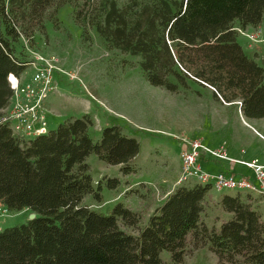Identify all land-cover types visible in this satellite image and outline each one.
I'll return each mask as SVG.
<instances>
[{
  "label": "trees",
  "instance_id": "1",
  "mask_svg": "<svg viewBox=\"0 0 264 264\" xmlns=\"http://www.w3.org/2000/svg\"><path fill=\"white\" fill-rule=\"evenodd\" d=\"M65 4L84 33L92 28L109 48L139 56L152 85L178 92L195 82L219 102H238L243 117H264V69L236 30L261 24L264 0H0V110L13 93L8 74L29 66L14 44L44 33L45 21ZM92 124L84 114L28 139L0 124V202L36 214L0 231V264H186L188 243L208 245L219 264H264V219L250 193L215 197L207 184H179L138 235L120 223L136 227L142 211L117 203L105 215L82 204L88 194L102 200L101 182L94 187L85 162L89 154L127 174L140 151L118 125L103 127L94 141ZM118 183L106 179L109 188ZM209 199L230 214L219 226L204 221Z\"/></svg>",
  "mask_w": 264,
  "mask_h": 264
},
{
  "label": "rangeland",
  "instance_id": "2",
  "mask_svg": "<svg viewBox=\"0 0 264 264\" xmlns=\"http://www.w3.org/2000/svg\"><path fill=\"white\" fill-rule=\"evenodd\" d=\"M237 41L253 58L254 48L259 50L260 57L255 61L264 69V43L250 45L248 39L241 35L237 36ZM14 48L16 55L23 60H31L36 55L54 56L58 60V69L52 77L53 88L45 99L49 110L46 114L48 131L55 130L68 119L89 114L93 123L89 131L94 141L100 139L103 127L118 125L124 134L140 143L131 173H122L94 153L85 158L94 187L98 181L101 182L102 200L88 194L83 197L82 204L105 215L117 203L142 211L145 220L136 227L120 223L127 232L138 235L147 218L178 186H175L180 179L177 162L184 139H199L211 148L223 147L230 157L238 161L256 158L264 162V117H243L238 112V102H219L211 95V88L195 82H188L189 87L186 88L179 87L178 92L152 85L142 72L139 56L109 48L92 28H87V33H84L70 4L60 6L55 17L45 21L44 33L35 32L33 37H21ZM33 72V67L27 66L21 74L22 80L29 81ZM236 112L239 115L233 117ZM228 115L232 119L228 120ZM220 124L223 127L209 130V127L215 128ZM201 165L204 169L216 170L214 163L202 160ZM233 172L253 176L251 169L240 162L235 163ZM107 178H117L119 183L115 188H109ZM227 192L235 194L237 191ZM251 195L253 206L258 210L259 206H264L262 196ZM2 208L0 206V211ZM31 214L26 210L8 209L0 219V231L26 223ZM229 217L230 214L215 200L207 201L204 221L209 227L219 226L222 219ZM162 255L167 256L165 253ZM184 262L219 264L208 245L194 248L191 243L187 245Z\"/></svg>",
  "mask_w": 264,
  "mask_h": 264
},
{
  "label": "built area",
  "instance_id": "3",
  "mask_svg": "<svg viewBox=\"0 0 264 264\" xmlns=\"http://www.w3.org/2000/svg\"><path fill=\"white\" fill-rule=\"evenodd\" d=\"M236 30L248 38L249 44L264 41L255 30L251 32L241 28ZM57 63L58 60L54 56L36 55L27 62L34 69L29 81H23L21 75L8 74L7 80L13 93L8 104L0 110V124L8 126L15 136L28 139L48 132L45 99L49 90L53 88L52 77L53 72L58 69ZM204 157L229 162L231 165L240 162L251 169L253 176L234 173L231 167L215 171L204 169L201 165ZM189 180L209 185L215 195L223 191L236 190L242 193H255L264 198V162L256 158L251 161H238L230 157L223 147L211 148L199 139H184L180 152L178 184ZM6 212L8 209L3 206L0 219Z\"/></svg>",
  "mask_w": 264,
  "mask_h": 264
},
{
  "label": "crops",
  "instance_id": "4",
  "mask_svg": "<svg viewBox=\"0 0 264 264\" xmlns=\"http://www.w3.org/2000/svg\"><path fill=\"white\" fill-rule=\"evenodd\" d=\"M263 21H264V19L262 20V22H261V24L257 27V28H253V27H250V26H247V27H245L243 30H245L246 32H251V31H257L258 32V34H259V38L260 39H264V25H263ZM236 26L238 27V24H236ZM238 35H241V34H238ZM241 36H244V35H241ZM244 37H246V36H244ZM247 38V37H246ZM248 39V38H247ZM249 41V40H248ZM253 43H264V41H257V42H253ZM250 45H252V44H250ZM249 45V46H250ZM254 54H256L257 55V57H256V59H258V57H260V53H259V50L257 49V48H254ZM210 88V87H209ZM211 95H212V89H211ZM213 96V95H212ZM214 98V97H213ZM218 101V100H217ZM45 107H46V110H47V113L49 112V110H48V108H47V106H46V104H45ZM238 112H240L241 113V111H240V109H238ZM234 115H233V117H235V116H237V115H239V114H237V112L236 113H233ZM242 114V113H241ZM241 114H240V117H241V119L242 120H245V118H243L242 116H241ZM228 120H230V119H232L231 118V115H228ZM227 120V121H228ZM214 123L215 122H213V125H214ZM226 125V121L224 122V126ZM219 127H223V125L222 124H220V126H217V127H215V128H213V127H209V130L210 131H214V130H216V129H218ZM201 130H204V129H201ZM209 146V145H208ZM181 148H182V145H181ZM181 148H180V152H181ZM179 157H180V155H179ZM233 158V157H232ZM211 160H214V161H211ZM134 161H135V158L133 159V163H134ZM178 161V160H177ZM203 161L204 162H207L208 164H212V163H214V165H213V167H215L216 168V170H219L220 168H221V170L222 169H228V167H231L232 168V170L234 171V168H235V164H233V165H231L230 164V166H229V163L228 162H225V161H221V160H215V159H213V158H208V157H204L203 158ZM212 162V163H211ZM228 164V165H227ZM118 169H120V165H115ZM228 166V167H227ZM207 168H212V167H207ZM179 170H180V159H179V161L177 162V171H178V174H179ZM214 171H215V169H214ZM178 174H177V176H178ZM237 174H242V175H244L243 173H237ZM177 176H176V178H177ZM191 183H194V180H189L188 182H186L185 184H191ZM177 185H179V184H176L175 186H177ZM174 186V187H175ZM122 193V192H121ZM226 194H228V192H225ZM118 195H120V192L118 193ZM215 195V194H214ZM218 195V196H217ZM217 195H215V197H219V196H221L222 194H217ZM0 204H2L1 202H0ZM23 210H26V211H29V210H27L26 208L25 209H23ZM259 210H261V215H262V218L264 219V206H259Z\"/></svg>",
  "mask_w": 264,
  "mask_h": 264
},
{
  "label": "water",
  "instance_id": "5",
  "mask_svg": "<svg viewBox=\"0 0 264 264\" xmlns=\"http://www.w3.org/2000/svg\"><path fill=\"white\" fill-rule=\"evenodd\" d=\"M36 216V214L34 212H32V214L30 215V219L34 218Z\"/></svg>",
  "mask_w": 264,
  "mask_h": 264
}]
</instances>
